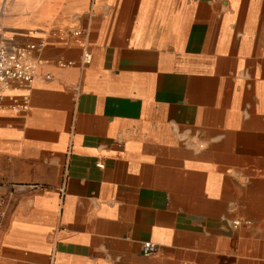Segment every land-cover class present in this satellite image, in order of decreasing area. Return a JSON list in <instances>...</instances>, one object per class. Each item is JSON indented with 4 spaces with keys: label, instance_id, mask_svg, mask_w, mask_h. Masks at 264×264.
Instances as JSON below:
<instances>
[{
    "label": "crops",
    "instance_id": "crops-1",
    "mask_svg": "<svg viewBox=\"0 0 264 264\" xmlns=\"http://www.w3.org/2000/svg\"><path fill=\"white\" fill-rule=\"evenodd\" d=\"M0 44V264H264V0H0Z\"/></svg>",
    "mask_w": 264,
    "mask_h": 264
},
{
    "label": "built area",
    "instance_id": "built-area-1",
    "mask_svg": "<svg viewBox=\"0 0 264 264\" xmlns=\"http://www.w3.org/2000/svg\"><path fill=\"white\" fill-rule=\"evenodd\" d=\"M37 45H29L26 48H9L0 44V103L3 99V91L11 84L31 86L36 80L39 62L35 60L30 52L38 50ZM90 57L88 61H90ZM100 167H103L100 165ZM6 202L0 199V222L5 218ZM153 244H145L146 255L155 253Z\"/></svg>",
    "mask_w": 264,
    "mask_h": 264
}]
</instances>
